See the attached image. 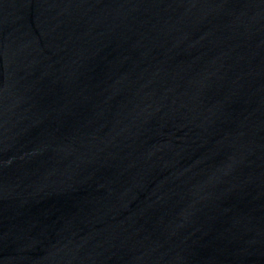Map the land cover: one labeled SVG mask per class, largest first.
I'll list each match as a JSON object with an SVG mask.
<instances>
[{"label":"water","instance_id":"water-1","mask_svg":"<svg viewBox=\"0 0 264 264\" xmlns=\"http://www.w3.org/2000/svg\"><path fill=\"white\" fill-rule=\"evenodd\" d=\"M0 264H264V0H0Z\"/></svg>","mask_w":264,"mask_h":264}]
</instances>
